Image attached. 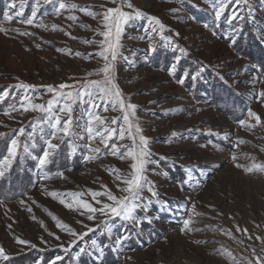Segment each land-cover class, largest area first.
Instances as JSON below:
<instances>
[{"label": "rangeland", "instance_id": "1", "mask_svg": "<svg viewBox=\"0 0 264 264\" xmlns=\"http://www.w3.org/2000/svg\"><path fill=\"white\" fill-rule=\"evenodd\" d=\"M65 2L75 3L78 8L56 14L54 8L58 4H44L41 0L35 24L27 25L21 21L32 17L35 0H0V27L9 30L7 34L0 32V94L5 90L9 93V104L0 109V132L8 133L0 138V160L7 155L10 139L24 128V133L16 137L21 145L18 155L0 177V247L9 260L32 253L41 256L43 264H50L57 256L71 259L72 264H232L233 257L241 264L249 260L256 264L253 249L255 256H264V173L246 174L235 164H264V125L249 129L238 123H254L248 117L249 108L264 120V99L256 98L264 91V64L237 50L249 39L264 52V0L233 2L220 21L215 20L204 0H130L135 8L159 18L165 25L163 32L158 28L152 32L150 21L141 18L134 27H126L121 37V57L114 63L112 73L125 103L137 106L134 114L129 111L133 136L138 124L140 135L149 139L152 163L146 166L145 175L154 183L158 195L152 197L147 188L141 193V203H147L148 209L146 213L136 210L141 220L139 227L100 214L89 221L46 194L83 192L82 198L95 207L112 202L101 196L97 199L102 204L98 205L89 191L127 195L120 191L126 185L110 174L111 169L119 170L122 176L132 171L131 158H120V153L133 146V139L118 106L113 110L110 103H105L107 98L99 97L95 98V107H90L87 98L85 103L73 105V115L81 126L90 110L105 119L103 127L117 130L109 144H117L119 152L115 156L108 154L111 149L105 150L97 138L92 147L102 149L100 159L85 161L83 157L89 153L84 145L89 142L79 139L86 133L78 128V135L65 138L64 143L53 141L60 147L44 170L49 179H40L37 160L23 151L24 144H35L30 148L32 156L42 154L45 145L40 137L50 133L48 126L41 125L44 133L37 130L35 139L29 138L32 124L39 123L42 114L13 112L11 119L3 115L10 105L18 107L25 95L32 98V103L46 105L53 99L48 85L65 83L78 90L85 81L103 79V73L95 74L105 63L98 55L99 42L104 39L99 35L104 30L102 16L94 19L79 8L102 13L121 0L115 4L111 0ZM12 4L14 8L9 7ZM172 9L178 11L173 13ZM6 12L13 16L12 21L4 19ZM233 13L238 19L229 24L228 17ZM69 15L78 17L77 21L67 19ZM36 24L46 25L47 30ZM52 25L58 29L53 31ZM23 31L33 35L18 34ZM65 31L71 35L66 36ZM239 37H243L240 45ZM169 39L177 47L170 46ZM85 40L93 43L86 44ZM150 42L153 52L148 51ZM57 48L65 51L57 52ZM181 48L187 55L180 52ZM77 52L81 55L76 56ZM158 57L165 58L164 62L160 63ZM172 64L177 68L175 76H169L166 70ZM201 67L204 71L194 80L192 77ZM179 78H184L183 85L176 82ZM19 83L36 86L35 91L15 87ZM112 119L117 123L111 124ZM121 129L125 132L123 140L118 134ZM173 132L177 133L174 139ZM233 155L236 161L232 160ZM53 216L77 233L87 232L85 225L96 230L71 244L75 238L57 228ZM105 220L113 224L111 234L103 232L101 221ZM185 220H190L193 231L181 232ZM120 236L128 238L122 241V248H117L115 242ZM257 236L262 239L257 240ZM17 239L28 243L19 244ZM92 240L97 241V248L91 247ZM81 248L86 251L80 253Z\"/></svg>", "mask_w": 264, "mask_h": 264}, {"label": "snow or ice", "instance_id": "2", "mask_svg": "<svg viewBox=\"0 0 264 264\" xmlns=\"http://www.w3.org/2000/svg\"><path fill=\"white\" fill-rule=\"evenodd\" d=\"M112 3H116V0H111ZM204 2L210 5L214 17L216 21H220L222 15L225 12L226 7L231 3L239 4L240 0H204ZM44 4H52L57 5L58 7L54 8L56 14H60L62 10L65 9H77L78 5L75 3H67L65 0H43ZM41 6V0H35V7L33 8L32 17L21 21L27 25H34L35 24V17L37 12ZM10 8H14L15 4L9 5ZM100 7H104L101 5ZM124 8L131 9L132 11H124ZM79 11L83 12L87 16H91L92 18H96L97 16H102V31H99V35L103 36L104 39L99 42L101 51L98 53L104 60V66L99 70V72L95 73L99 75L103 73L102 80H88L83 83V86L78 89L74 90L73 85L61 83L58 86H47V91L53 94V99L47 101V104L43 103H32V98L30 96L25 95L20 105L17 107L16 105H10L9 108L5 109L3 115L8 116L10 119L14 118L11 116V113L18 112L20 114L33 111L41 113V117H39V123H33L32 128L33 132L29 133L30 139H35V133L39 130L41 133H44V128L41 125L46 124L50 129V133L46 135H41V140L44 142V149L42 154L39 156H32L30 152V148H34L35 144L23 145V151L28 156H31L32 159L37 160V168L40 169V179H49L50 177L44 171L46 166L51 162V160L55 157L57 150L60 147V144L54 143L53 141L59 140L60 143L65 142V138H71L73 136L78 135L76 129L80 128L82 132L86 133V136L80 135L79 139L88 140V144L84 145V147L88 150L89 154H85L83 159L85 161L91 162L99 160L102 154V149L100 147H92V142L96 141L99 138V144L103 145L105 150L111 149L108 153L110 155H117L119 152V147L117 144L112 143L109 144V141L112 139L114 135L117 134V130L111 127H103L105 124V119L96 115L92 111L88 110L85 115L87 116L86 123L81 126L78 120L73 115V105L77 102L85 103V98H87V102L90 107H95V98L99 97L100 99L105 100V103H110L112 105L113 110L119 107V110L123 113V120L125 124L128 125V135L133 139V146L127 150L125 153H120V158L124 159L126 157H130L133 161L130 165L132 171L128 176H122L117 169H111L110 174L115 175V179L120 181V183L126 185L125 187L120 188V191L123 193H127V195H123L117 197L113 195L111 191H104V192H94L89 191L88 194L93 198L96 204H102L98 197L104 196L107 198L108 201L112 203H103L100 207L93 206L92 203L88 202L87 200L83 199L82 197L85 195L83 192H68V193H58V192H47L48 196H51L53 199L59 201L66 209L77 211L81 216H86V219L89 221H93L96 219L97 214L102 216L108 217L109 220L113 218H119L121 221L126 223L132 224L133 227H139L141 220L136 215V210L139 208L145 213L147 212L148 205L147 203H141L143 200V196L141 193L147 188V191L151 193L152 197H156L158 193L155 190V185L152 181L147 179L145 175L146 166L149 163H152L150 160L151 152L149 149V139L143 135H140L141 128L137 124L135 126V136L132 134V124L129 122V111H132L134 114V110L136 109V105L131 103H125L121 90L118 86L114 83L112 79V73L114 71V63L117 61L118 58L121 57L120 48L122 47L121 37L125 32L126 27H134V22L141 19L147 18L150 21V27L152 32H156L157 28L163 32L165 29V25L161 23L159 18L154 16H147L146 13L141 11L138 8H135L131 3L130 0H121V3L117 4L116 7H108L102 13H96L89 8H79ZM173 13L178 11V9H172ZM20 15V13H17ZM4 19L6 21H12L13 16L9 13H4ZM67 19L71 21H77L78 17L74 15H69ZM238 16L233 13L231 16L228 17V22L231 24L233 21L237 20ZM35 26L45 28L47 30V26L44 24H36ZM81 27H87L85 25H81ZM207 27V25H205ZM58 29L57 25H52V30L55 31ZM60 31H64L63 29H59ZM9 30L3 27H0V32H4L7 34ZM17 31V30H13ZM235 31V29H234ZM21 36H31L33 33L23 31L18 33ZM66 36H70L71 34L68 32H64ZM177 35H179L177 33ZM131 38V37H130ZM75 39V37H73ZM142 39V37H141ZM86 44H91L93 41L85 40L83 41ZM169 45L173 48L177 47L173 41L169 39ZM233 43L235 40L233 39ZM37 48L40 45H36ZM57 52H64L65 50L62 48H57ZM149 52L155 51V48L149 43ZM180 52L187 55L184 49H180ZM69 54L71 51L69 50ZM76 56H80L79 52L75 53ZM127 59V57H123ZM178 59V58H177ZM169 76H175L177 68L175 64L170 65L167 69ZM204 71V68L201 67L200 71L193 76L192 78L195 80L200 73ZM94 73H89L88 75L91 76ZM177 83L183 85L184 78H179L176 80ZM255 82V81H254ZM11 87V86H9ZM17 88H23L26 91L32 89L35 91L34 85L19 83L15 85ZM67 90V91H66ZM9 93L5 90L2 94H0V102H3ZM256 98L258 100L264 99V91H261L257 94ZM63 101V103H59ZM58 105V107H57ZM107 111V109H105ZM248 117L250 120H254V123H249L245 120H239L238 123L240 126L248 127L249 129L255 128L256 126L264 125V120L251 108L248 109ZM116 119L111 120V124H116ZM94 125H100L101 127H95ZM6 126V125H5ZM16 132V130H13ZM24 133V128L21 127L16 135L10 139L7 145V155L3 157V160H0V177H3L5 174V169L10 167L12 160H14L18 155V149L20 148V141L18 140L19 135ZM119 138L121 140L124 139L125 132L123 129L119 131ZM172 138L174 139L177 136V133L173 132ZM8 136V133L0 132V138H4ZM138 136L139 143H136V137ZM227 137H225L226 139ZM211 143V141H209ZM239 143H244V141H239ZM206 145H201V147H205ZM218 147V146H216ZM264 151V149H262ZM161 159H166V157H161ZM237 157L235 155L232 156V160L236 161ZM237 168H243V171L246 174H251L254 172L264 173V164H252L251 166L244 167L240 164H235ZM107 170V169H106ZM61 178H63V174H59ZM187 182V181H185ZM106 187V186H105ZM34 202V201H33ZM150 202V201H149ZM21 204L24 201L20 202ZM28 211H31L29 208ZM51 215V214H50ZM53 220L56 221V227L59 228L61 231L67 232L70 236L74 237L71 241V244H74L77 239H82L83 236L87 235L88 232H94L96 229L88 227L85 225L84 227L87 228V232L84 233H77L73 230L69 225L61 222L55 216L52 217ZM35 219V217H33ZM147 219V217H145ZM149 222H151L149 220ZM80 223V221H78ZM103 225V232H107L111 234L113 230V224L109 223L108 220L101 221ZM190 220H185L183 222V228L181 232L185 231H193V229L189 228ZM41 227H44L43 222H41ZM99 227V226H98ZM199 231V229H195ZM216 230V229H213ZM237 231H241L239 227H237ZM102 232V234H103ZM245 234H247V230H244ZM49 235H53L49 233ZM226 235L229 237L232 236L231 232H227ZM59 239V237H56ZM127 236H120L116 239V246L117 248H122L123 244L122 241L126 240ZM257 240H261L260 236L256 237ZM17 243L19 244H27L28 241L17 239ZM194 243H204V241H194ZM34 247V245H33ZM92 248H97V241L92 240L91 242ZM67 251V249H65ZM98 251H102V249H97ZM85 248L80 249V253L85 252ZM261 252H264V248L261 249ZM77 253V256L80 254ZM253 255L255 257L256 264H264V256H255V249H253ZM63 258L60 256L55 257L54 260L50 262V264H56V261L62 260ZM9 260V256L5 253V250L0 247V261H7ZM232 264H241V262L236 259L232 258ZM247 264H252V261H247Z\"/></svg>", "mask_w": 264, "mask_h": 264}, {"label": "trees", "instance_id": "3", "mask_svg": "<svg viewBox=\"0 0 264 264\" xmlns=\"http://www.w3.org/2000/svg\"><path fill=\"white\" fill-rule=\"evenodd\" d=\"M241 40H243V37H239L237 39L238 45H240L239 41H241ZM237 51H240L239 52L240 55H248L250 57H255L256 58L255 60H257L260 63L264 64V52L262 50H260L258 48V46H256L254 44V42H252L249 39H246L244 41V45L242 47L240 46V50L238 49ZM252 59H254V58H252ZM164 60H165V58H163V57L159 58L158 57V61L160 63H162V61L164 62ZM3 104H5L4 107L7 106V104H9V102L7 103V98L0 104V109H2L1 106H3ZM39 259H40V261H39ZM2 264H43V263H42V260H41V256L40 257H36L34 254L30 253V254H27L25 256H20L18 258L9 260V262L5 261ZM60 264H72V261H71V259H69L68 261H67V259H64V260H62V263H60Z\"/></svg>", "mask_w": 264, "mask_h": 264}]
</instances>
